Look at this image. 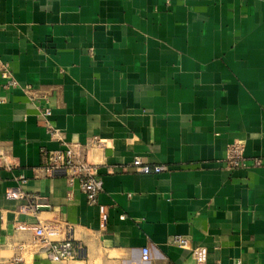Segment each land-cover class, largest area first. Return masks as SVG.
<instances>
[{"label": "crops", "instance_id": "crops-1", "mask_svg": "<svg viewBox=\"0 0 264 264\" xmlns=\"http://www.w3.org/2000/svg\"><path fill=\"white\" fill-rule=\"evenodd\" d=\"M0 61L37 98L1 93L0 264H264V0H0ZM235 141L262 164L228 168ZM74 144L102 178L94 204L45 170ZM51 221L73 259L34 246Z\"/></svg>", "mask_w": 264, "mask_h": 264}, {"label": "built area", "instance_id": "built-area-1", "mask_svg": "<svg viewBox=\"0 0 264 264\" xmlns=\"http://www.w3.org/2000/svg\"><path fill=\"white\" fill-rule=\"evenodd\" d=\"M0 103L5 102V97L1 95L13 89H21L27 94L32 92L31 85L24 86L14 79L8 67L0 61ZM30 99L36 100L35 95H30ZM47 101V98H44ZM41 114L48 117L51 114V109L48 105H42ZM102 145V140L97 136H92L86 143V148L99 147ZM80 145H66L62 150L44 151L46 153L45 170L50 174H59L66 177L70 183H76L79 190L85 194L89 204H94L97 196L102 189V178L96 172V166L90 163L79 150ZM224 164L228 168L259 166L262 164V159L246 158L244 155L243 144L235 141L230 144L225 151L223 158ZM132 169L137 173H152L168 170L166 165H150L143 161L140 157H135L132 160ZM21 184L25 183V179L21 178ZM7 197L23 198L26 194L19 190L17 192L7 191ZM34 200L33 206L38 205L40 199L37 195L32 197ZM63 233L64 237L59 238V234ZM72 227L65 221H51L38 223L34 228L35 243L40 252L51 261H67L74 258L72 244ZM170 243L179 247H187L189 240L181 235H173ZM150 248L144 246L140 249V259L142 262L150 260Z\"/></svg>", "mask_w": 264, "mask_h": 264}]
</instances>
